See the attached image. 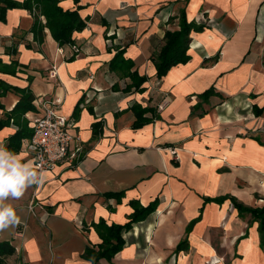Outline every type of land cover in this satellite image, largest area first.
Wrapping results in <instances>:
<instances>
[{"label": "crops", "instance_id": "obj_1", "mask_svg": "<svg viewBox=\"0 0 264 264\" xmlns=\"http://www.w3.org/2000/svg\"><path fill=\"white\" fill-rule=\"evenodd\" d=\"M59 4L87 19L72 34L76 54L47 28L43 41L33 39L26 9H8L0 22V59L18 63L0 80L34 96V109L16 121L8 111L20 93L0 98V145L33 162L25 142L37 103L59 97L53 108L83 146L77 159L45 171L42 185L5 201L19 218L0 231L15 249L7 264H92L84 251L101 244L93 224L127 223L131 201H156V208L122 231L124 244L111 259L93 264H264L257 222L229 199L215 200L264 206V0ZM182 10L187 21L203 16L206 25L190 33L188 61L156 79L152 57L165 32L178 29ZM116 53L121 60L110 64ZM133 71L146 78L140 90ZM142 109L149 122L134 127ZM24 119L30 135L11 139Z\"/></svg>", "mask_w": 264, "mask_h": 264}, {"label": "trees", "instance_id": "obj_2", "mask_svg": "<svg viewBox=\"0 0 264 264\" xmlns=\"http://www.w3.org/2000/svg\"><path fill=\"white\" fill-rule=\"evenodd\" d=\"M60 0H0V22L5 21L6 11L12 8L26 9L33 17L32 25L29 29L33 33V39L38 42L44 39V29L47 28L52 38L57 42L59 46L65 44H73L72 34L75 31H80L86 26V18H81L78 9H64L59 4ZM43 19V20H42ZM205 24L200 21H187L185 11H180L178 19V29L173 31H166L164 34V45L157 52L152 60L156 68V79H160L164 76L168 70L179 63H185L189 59L187 54L188 46L190 43V33L199 32L203 29ZM29 48V45H26ZM120 53H116L113 56L110 64H115L116 61L121 58ZM121 60V59H120ZM18 63L11 61L10 63H4L0 59V72L15 74V67ZM130 66V64H129ZM128 76L132 80L135 89L140 90V85L146 80L144 76H138L136 71L129 72ZM15 90L20 93V97L14 104L13 108L8 111L9 118L16 121L28 110H33L32 101L34 96L30 90L26 88H19L7 84L0 80V98L4 96L9 90ZM205 91L204 94H208ZM203 94V95H204ZM3 108L0 103V109ZM143 110H140V115L137 113V118L133 123L134 127L142 126L149 122V119L142 116ZM78 106L75 107L74 113H77ZM23 125L12 135L11 139H18L25 135H30V130L25 125L26 120H22ZM1 126V123H0ZM95 124H93V128ZM112 195V194H108ZM116 195V194H114ZM229 199L233 206L238 210L239 214L248 213L251 216V221L257 222V230L259 233L260 245L264 247V206L262 207H248L238 202L234 197L223 196L216 198L217 202H223ZM134 206V211L130 214V219L123 225L111 224L106 225L100 221L94 223L93 226L96 229L97 234L101 238V244L96 252L86 249L84 254L91 258L93 264L99 258L111 259L112 256L121 250L124 240L121 236L123 230H128L131 227V223L143 220L148 214L153 212L156 208V201L150 202L147 206L142 207L135 205V202L131 201ZM14 247L5 240H0V264H7V257L14 254Z\"/></svg>", "mask_w": 264, "mask_h": 264}, {"label": "built area", "instance_id": "obj_3", "mask_svg": "<svg viewBox=\"0 0 264 264\" xmlns=\"http://www.w3.org/2000/svg\"><path fill=\"white\" fill-rule=\"evenodd\" d=\"M199 21L206 22L203 16ZM70 48L75 54L78 52L75 44H71ZM54 75L52 71L50 76ZM60 101L61 99L56 97L37 103L41 112L32 120V132L30 138L25 142V146L28 147L34 167L38 171H53L64 159L71 161L77 159L83 150L79 135L68 131L67 117L56 112L53 108ZM166 104L167 100L163 99L157 105V110H162ZM170 150L177 157L176 149ZM33 204L31 203L29 208H32Z\"/></svg>", "mask_w": 264, "mask_h": 264}, {"label": "clouds", "instance_id": "obj_4", "mask_svg": "<svg viewBox=\"0 0 264 264\" xmlns=\"http://www.w3.org/2000/svg\"><path fill=\"white\" fill-rule=\"evenodd\" d=\"M47 173L38 171L33 162H22L21 157L0 145V231L19 223L14 208L6 204L9 199H20L27 188L42 185Z\"/></svg>", "mask_w": 264, "mask_h": 264}, {"label": "rangeland", "instance_id": "obj_5", "mask_svg": "<svg viewBox=\"0 0 264 264\" xmlns=\"http://www.w3.org/2000/svg\"><path fill=\"white\" fill-rule=\"evenodd\" d=\"M202 23H204V24L206 25V22H203V21H202Z\"/></svg>", "mask_w": 264, "mask_h": 264}]
</instances>
